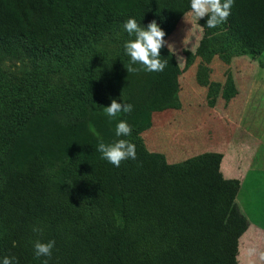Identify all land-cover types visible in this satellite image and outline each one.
Here are the masks:
<instances>
[{"label": "rangeland", "instance_id": "1", "mask_svg": "<svg viewBox=\"0 0 264 264\" xmlns=\"http://www.w3.org/2000/svg\"><path fill=\"white\" fill-rule=\"evenodd\" d=\"M152 20L149 15L139 25L146 27ZM211 29L204 37L199 21L191 11L185 13L164 38L167 44L160 59L168 63L162 72H148L139 63L132 65L139 72H127L131 57L124 45L134 36L124 25L77 50L53 77L5 154L0 196L32 212L34 194L54 198L57 193L63 204L75 196L70 203L76 202V208L68 207L79 210L91 226L83 234L90 240L97 238L101 245L107 241L108 248L117 250L134 216L133 195L141 189L146 192L144 197L136 196V205L142 198L150 204L158 201L171 165L215 152L221 155V176L238 184L234 200L241 210L244 176L264 175V51L252 52L226 22ZM30 67L23 51L0 55V70L8 75L21 76ZM113 99L133 105L132 112L109 117L105 108ZM120 120L131 126L130 136H116ZM119 139L135 144L137 155L116 167L97 148L101 141L110 144ZM263 187L256 186L254 200L246 204L254 220H258L256 212L264 211L258 197L264 192H257ZM151 209L159 211L153 204ZM98 211L102 227L95 220ZM144 213L140 210V221L146 218ZM248 227L238 238L237 262L241 264L243 257L244 264H264L260 233L246 239L253 248L243 241ZM142 262L143 258H136L123 264Z\"/></svg>", "mask_w": 264, "mask_h": 264}, {"label": "trees", "instance_id": "2", "mask_svg": "<svg viewBox=\"0 0 264 264\" xmlns=\"http://www.w3.org/2000/svg\"><path fill=\"white\" fill-rule=\"evenodd\" d=\"M190 7L191 0H0V55L23 51L31 60L21 76L0 70V164L53 77L77 50L129 18L141 24L149 15L166 38ZM206 21L199 20L204 37L212 32ZM226 23L252 52L264 51V0H234ZM220 158L204 152L183 165H171L159 190L162 196L151 201L157 213L144 198L136 205V196L146 194L136 192L131 201L134 216L117 250L83 234L91 226L79 210L71 209L76 208V202L70 203L75 196L63 204L57 193L54 198L34 194L35 212L0 196V264L5 256L15 257L14 264H123L136 258H143V264H238V238L248 220L234 200L237 182L219 172ZM133 177L138 178L134 172ZM140 210L147 212L141 221ZM95 220L102 227L99 211ZM37 240H55L51 257L35 255Z\"/></svg>", "mask_w": 264, "mask_h": 264}, {"label": "clouds", "instance_id": "3", "mask_svg": "<svg viewBox=\"0 0 264 264\" xmlns=\"http://www.w3.org/2000/svg\"><path fill=\"white\" fill-rule=\"evenodd\" d=\"M234 0H191V15L198 22L200 19L207 17L206 26L215 28L227 21L231 14V8ZM125 30L133 39L127 41L124 45L126 54L131 57V63L127 66L128 73L139 72L141 69L133 67V64H142L144 70L148 72H162L167 61H162L161 49L167 44L164 39L165 31L157 24L155 20L149 22L146 27H141L134 18H129L124 24ZM170 48V45H169ZM133 105L127 103H118L113 99L110 106L105 108L109 117H116L118 113H131ZM91 128V126H90ZM94 131V129H93ZM116 136H130L132 133L131 126L125 121L120 120L116 125ZM97 150L101 153L102 158L110 164L119 167L122 160L136 159V146L125 139H119L114 143L106 144L101 141ZM34 231H42L41 228L34 227ZM15 246V243H14ZM55 246V240L34 242L35 255L37 257H51L52 249ZM15 257H3L2 264H14ZM47 264V260L44 261Z\"/></svg>", "mask_w": 264, "mask_h": 264}, {"label": "crops", "instance_id": "4", "mask_svg": "<svg viewBox=\"0 0 264 264\" xmlns=\"http://www.w3.org/2000/svg\"><path fill=\"white\" fill-rule=\"evenodd\" d=\"M250 175H252V173H250ZM256 186H264V175H261V173L258 172L257 175L254 174L253 176H244V179L242 181V192L240 195L242 197V205L240 204L239 206L242 212L244 213V215L247 217L248 223H249L248 224L249 227L247 231L243 234V241L247 242V244H249V241L247 240H248V237L251 236L250 235L251 233L257 234V235L260 233L258 236V239L260 240V238H262L264 241V211L256 212L258 214V220H254L253 217H251L253 212L249 213L250 208L246 207V204L249 205V201L252 202V200H254L252 191L254 190ZM248 188H250L249 191L247 190ZM257 192L258 193L264 192V187L262 190H259ZM258 197L260 199V202L264 203V196L258 195ZM247 248H253V246L249 244ZM247 248L243 247V249H247ZM247 257L249 258L252 256L249 253ZM246 262L250 263V260L248 259ZM241 264H244L243 257H242Z\"/></svg>", "mask_w": 264, "mask_h": 264}]
</instances>
